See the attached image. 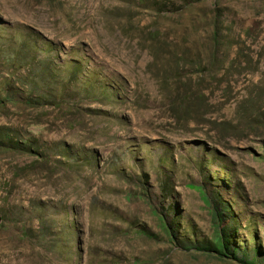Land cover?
<instances>
[{"label": "rangeland", "instance_id": "374dc122", "mask_svg": "<svg viewBox=\"0 0 264 264\" xmlns=\"http://www.w3.org/2000/svg\"><path fill=\"white\" fill-rule=\"evenodd\" d=\"M201 188L264 264V0H0V264H244Z\"/></svg>", "mask_w": 264, "mask_h": 264}, {"label": "trees", "instance_id": "16d2710c", "mask_svg": "<svg viewBox=\"0 0 264 264\" xmlns=\"http://www.w3.org/2000/svg\"><path fill=\"white\" fill-rule=\"evenodd\" d=\"M200 190L204 193V190L202 188ZM204 198L207 205L211 209L213 222L216 227L217 233L212 241L199 244L196 250L206 254H216L221 256L222 258L240 260V262L244 264H250L247 261L248 259L246 257L244 258L243 256V259L238 258V256L236 255V249L232 248L229 233L226 228L224 229L222 226V221L224 220L223 215L226 210L225 206L221 205L220 200L216 197L210 198L207 197L204 193ZM140 234L147 238L152 236V234L146 229H142ZM169 235L174 238V235L171 232H169Z\"/></svg>", "mask_w": 264, "mask_h": 264}]
</instances>
